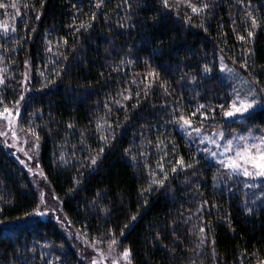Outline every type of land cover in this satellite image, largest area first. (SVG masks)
Wrapping results in <instances>:
<instances>
[{
    "label": "trees",
    "instance_id": "1",
    "mask_svg": "<svg viewBox=\"0 0 264 264\" xmlns=\"http://www.w3.org/2000/svg\"><path fill=\"white\" fill-rule=\"evenodd\" d=\"M221 60L264 103V0H0V111L21 128L72 228L131 264H264V184L209 163L177 130L227 121ZM0 146V264H87Z\"/></svg>",
    "mask_w": 264,
    "mask_h": 264
},
{
    "label": "rangeland",
    "instance_id": "2",
    "mask_svg": "<svg viewBox=\"0 0 264 264\" xmlns=\"http://www.w3.org/2000/svg\"><path fill=\"white\" fill-rule=\"evenodd\" d=\"M220 72L233 95L231 108L225 116L227 121H241L264 106L254 84L222 60ZM20 110L18 107L0 111V146L18 159L39 191L40 206L26 222H56L87 264H131L128 252H120L116 245L101 248L89 243L66 221L38 163L39 145L20 126ZM176 127L209 163L243 177L248 185L258 188L264 184V136L243 133L226 136L225 131H204L187 121L177 123Z\"/></svg>",
    "mask_w": 264,
    "mask_h": 264
}]
</instances>
